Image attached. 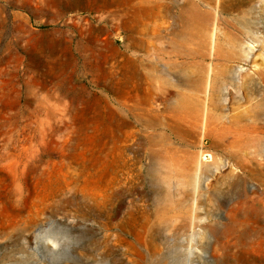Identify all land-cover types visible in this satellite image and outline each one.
<instances>
[{
	"label": "rangeland",
	"instance_id": "1",
	"mask_svg": "<svg viewBox=\"0 0 264 264\" xmlns=\"http://www.w3.org/2000/svg\"><path fill=\"white\" fill-rule=\"evenodd\" d=\"M0 264H264V0H0Z\"/></svg>",
	"mask_w": 264,
	"mask_h": 264
},
{
	"label": "bare ground",
	"instance_id": "2",
	"mask_svg": "<svg viewBox=\"0 0 264 264\" xmlns=\"http://www.w3.org/2000/svg\"><path fill=\"white\" fill-rule=\"evenodd\" d=\"M214 51H215V46H213L212 48H211V51H210V53H214ZM204 117V116H203ZM204 119V118H203ZM202 121V120H201ZM200 123V122H199ZM203 123V122H202ZM199 125V124H198ZM202 128V127H201ZM204 133V132H203ZM205 137V136H204ZM207 155V154H206ZM201 157H202V154H201ZM203 160V159H202ZM202 167H203V162L200 160V161H197V163H196V172H200L201 171V169H202Z\"/></svg>",
	"mask_w": 264,
	"mask_h": 264
}]
</instances>
